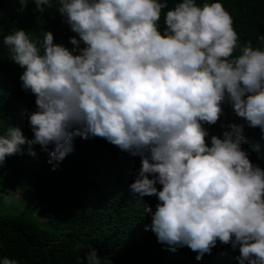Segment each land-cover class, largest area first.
Masks as SVG:
<instances>
[{"label": "clouds", "instance_id": "9594fccd", "mask_svg": "<svg viewBox=\"0 0 264 264\" xmlns=\"http://www.w3.org/2000/svg\"><path fill=\"white\" fill-rule=\"evenodd\" d=\"M58 4L76 34L71 50L54 43L51 31L37 42L23 29L3 38L36 110L26 124L31 140L15 126L0 135V168L27 143L47 151L56 170L74 137L102 138L140 158L128 187L138 199L156 197L155 209L144 210L158 243L173 251L187 246L200 260L219 241L238 249V264H264V169L242 148L245 124L264 139V50L251 41L238 45L219 0H179L173 8L168 0ZM34 5L38 13L53 6ZM258 40L264 44V34ZM225 104L244 123L227 125L209 142L205 125L217 124ZM28 154L35 156L31 147ZM83 261L101 264L98 250L89 246Z\"/></svg>", "mask_w": 264, "mask_h": 264}, {"label": "trees", "instance_id": "16d2710c", "mask_svg": "<svg viewBox=\"0 0 264 264\" xmlns=\"http://www.w3.org/2000/svg\"><path fill=\"white\" fill-rule=\"evenodd\" d=\"M51 2V8L38 13L33 11L34 0H27L23 10L19 0H0V135L6 136L9 126H15L31 140L33 133L26 124L28 115L36 110L34 95L21 87L23 69L11 62L4 36L23 29L37 42L42 41L45 31H51L54 43L70 50L73 47L69 37L76 34L56 12L58 0ZM177 2L168 0V8ZM195 2L202 6L217 0ZM219 2L233 19L238 45L251 41L254 48L264 50L258 40L264 34V0ZM160 26L164 27L163 15ZM235 54H239V47ZM223 108L217 124L205 125L209 142L211 135L221 136L227 125L244 123L229 105ZM243 136L246 142L242 148L253 164L264 169L260 129L245 124ZM72 143L74 150L56 170L47 162L48 152L39 145L26 143L21 153L6 158L0 168V202L4 197L18 196L22 206L16 214L0 217V262L7 257L18 264H85L83 257L91 246L98 250L101 264H238V249L219 241L211 254L200 260L187 246L173 251L158 243L155 234L145 228L151 218L144 210L145 205L155 209L156 197L138 199L128 187L140 167V158L102 138L77 136ZM29 147L35 156L28 154Z\"/></svg>", "mask_w": 264, "mask_h": 264}, {"label": "rangeland", "instance_id": "374dc122", "mask_svg": "<svg viewBox=\"0 0 264 264\" xmlns=\"http://www.w3.org/2000/svg\"><path fill=\"white\" fill-rule=\"evenodd\" d=\"M20 198L18 196H8L0 202V217L14 215L21 209Z\"/></svg>", "mask_w": 264, "mask_h": 264}]
</instances>
